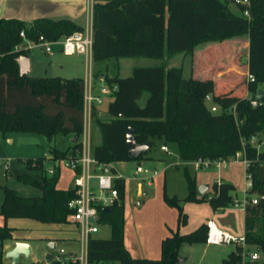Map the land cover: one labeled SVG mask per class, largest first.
Masks as SVG:
<instances>
[{"label": "trees", "instance_id": "obj_1", "mask_svg": "<svg viewBox=\"0 0 264 264\" xmlns=\"http://www.w3.org/2000/svg\"><path fill=\"white\" fill-rule=\"evenodd\" d=\"M235 2V0H234ZM241 12L247 7L237 4ZM251 19L230 9L224 0H94L93 60L112 58L163 59L181 53H193L202 45L216 46L236 38L248 37L249 97L221 94L213 80L187 79L182 67L163 65L138 67L129 77L105 76L107 83L117 89L106 111L97 106L92 111V123L100 132L102 142L93 145V156L101 163L113 164L146 160L129 156L127 132L135 129L140 144L161 140L166 146H176L182 162L199 158L230 159L243 150L250 160L248 173L252 177L250 192L259 201L245 209L247 246H256L264 253V147L258 148L264 135V98L254 107L258 90L264 84V0H251ZM84 28L69 19L41 18L32 24L17 19H0V132H28L52 141L58 135L77 138L66 150L50 148L55 158H66L81 149L84 130L83 78L21 76L18 59L28 55L17 50L25 45L21 37L37 42L41 36L58 41ZM218 49L208 52V61L218 58ZM224 90V89H223ZM213 95L212 103L207 101ZM146 97L144 104L141 103ZM217 107V112L212 108ZM101 114L103 116H101ZM259 138L257 144L251 138ZM26 172L18 174L24 184L39 188L40 196L24 197L15 189L0 185L4 199L0 215L30 219L43 224H67L72 213L68 202L76 197L73 188L61 189V170L49 176L44 157L24 160ZM189 193L186 202H209L218 211L232 206L236 186L222 180L212 185L213 193L200 195L196 175L185 167ZM121 203L110 212L99 209L100 226L111 227L110 239L94 237L88 246L89 264H179L184 244H206V223L195 231L182 234L180 230L162 243L160 259H135L124 242L126 183L116 180ZM165 200L179 210V224H188V215L177 197ZM15 230L7 223L0 225V244L13 239ZM242 247H236L223 264H241ZM67 262H65L66 264ZM68 264H79L68 262Z\"/></svg>", "mask_w": 264, "mask_h": 264}, {"label": "rangeland", "instance_id": "obj_2", "mask_svg": "<svg viewBox=\"0 0 264 264\" xmlns=\"http://www.w3.org/2000/svg\"><path fill=\"white\" fill-rule=\"evenodd\" d=\"M229 4L230 9L237 13L241 12V9L237 6L234 0H224ZM244 14V13H243ZM251 19V17L249 18ZM233 44V43H229ZM209 46L202 45L193 53H181L177 54L170 58H165L162 60L151 59V58H124L116 59L112 58L105 64H98L96 61L92 60L91 64L86 63L84 57L83 61L79 60L78 56L66 58L63 56L62 64L67 66H72L74 64L81 63L82 70L88 72V66H91V73L95 77L96 81V72L99 71L103 75H109L115 77L120 75L121 77H129L132 75L133 68L138 67H153L156 65L163 66H173V67H182L184 69V76L187 79L193 78L196 80H213L221 87L225 86V83L217 81V78L223 79L226 78L236 80L230 85L225 87L229 90V93L232 96L242 97L243 88L247 89L246 80H244V75L242 71L235 73L232 63L228 64V60H221L217 63L218 67L216 71L202 72L198 64L201 60H206L203 54L199 52L205 47ZM40 49H34L31 54L33 60V69L30 73L34 77H56L61 76V64H54L48 62H43V60L38 57ZM30 55V54H29ZM199 62V63H198ZM235 64V62L233 63ZM239 63L235 64L236 66ZM221 65V66H220ZM225 66L230 69H226ZM241 68V67H240ZM213 70V69H212ZM207 71V70H206ZM218 72V73H217ZM72 73H77V70H73ZM64 77H75V76H64ZM207 77V79H205ZM209 77V78H208ZM204 78V79H203ZM84 80L86 78H83ZM216 79V80H215ZM98 87L100 83L98 82ZM233 87V89H232ZM261 89L264 90V84L261 86ZM147 95L143 98L141 103L146 100ZM112 100L111 97H105V103L101 105L103 109L108 107L109 102ZM101 111V110H100ZM101 116H103L101 114ZM99 132L96 127L91 123V136L92 144L97 145L95 140V133ZM264 138V135H263ZM72 144L70 135H58L51 142L48 139L39 134L28 133V132H11L3 133L0 132V185L8 186L15 189V191L24 197H33L40 196L42 191L34 186L27 185L19 181L18 174L26 172V167L24 160L30 157L36 156H46L49 155V150L51 147L56 146L59 149H66ZM163 141L156 140V144L153 146L150 155L155 157L154 160H144L147 162L146 166L151 170H157L162 175V195L165 200L167 195L170 198L177 197L181 200V206L184 207L185 213L188 215V224L186 228L190 231L197 229L206 219L207 213L211 212L215 214L213 208L208 205L206 202L196 203V202H186L184 199L187 197L189 190L187 181L185 178V167H188L192 175H196L199 181L205 180L209 185L210 189L208 194L212 195L213 189L212 185L215 182H221L222 180L231 179L232 183L236 186L235 192H233L234 199H237L241 202H244L246 194L244 193L245 185V168L242 164H231L228 168H223L218 170L216 168L202 169L195 171V166L192 162L184 164L179 156L176 146H170L171 154L162 150ZM169 146V145H168ZM264 146H261V148ZM143 160L141 161V163ZM173 163V164H172ZM175 163H178L177 166ZM139 162L132 160L129 162H122L118 166H115L122 176H124L129 181L128 195L125 199L126 207L142 208L144 203L153 197V192L156 189L159 180L161 177H157L154 184L155 187H149L147 182L143 181V177L139 176L137 179H133L134 171L138 166ZM6 165L9 167L7 170ZM228 175V178H227ZM70 179L67 171H62L59 181L60 187L69 188ZM139 184L143 186V191H149L150 195H138ZM252 195L249 194V197ZM4 199V192L0 190V206ZM167 203V202H166ZM172 207V206H170ZM177 210L178 208L172 207ZM180 215V213H179ZM214 219L219 223V225H229L234 232V236L241 237L244 235V210L243 208H236L230 206L225 209H219L218 213L214 215ZM0 222L4 223V218L0 215ZM10 223V224H9ZM2 224V223H1ZM7 225L16 228V235L24 234L33 237L31 243L34 247V253L29 257H23L18 264H54L56 262V257L60 255V250L64 249L67 253L62 255L61 258H66L69 255V252L75 251L76 254H80V245L77 242L75 237L79 236V232L75 224H43L30 219H19L11 218L7 220ZM112 234L111 227L104 225L100 227V233L97 234V237L103 239H110ZM59 237V238H58ZM63 237V238H61ZM74 237V238H73ZM66 238V239H65ZM72 238V239H70ZM56 239L54 242L56 244V249L51 250L49 247V240ZM9 241H6L0 244V264H13L11 259L6 258L5 245ZM207 245H188L185 244V256L187 261L183 264H213V257L215 254H220V252H228V250H234L236 245H224L220 247L211 246L209 249ZM247 250L249 253H257L260 256V260L256 264H264V253L260 252L256 246H248ZM52 254L53 258L49 259L48 255ZM68 264V262L66 263ZM119 264V263H116Z\"/></svg>", "mask_w": 264, "mask_h": 264}, {"label": "built area", "instance_id": "obj_3", "mask_svg": "<svg viewBox=\"0 0 264 264\" xmlns=\"http://www.w3.org/2000/svg\"><path fill=\"white\" fill-rule=\"evenodd\" d=\"M236 4L247 7L244 15L247 18L251 17L249 7L251 0H235ZM21 37L25 40V45L17 50H32L40 48L45 54H52L55 46H60L61 53L66 56L83 55L86 57V63L91 64L93 60V43L94 33L93 28H87L83 31H76L73 34L63 37L58 41H49L44 36H41L37 42L29 41L26 38L24 32L21 33ZM255 77L251 74L247 75V81L253 82ZM95 83V77L91 73V66H88L87 77L85 80V92H84V130L81 136V149L76 154H69L66 158H55L51 154L44 157V166L49 176L55 175L57 170H69L74 174L72 188L76 191V197L68 202V206L72 213L68 216V221L71 224H75L79 232L78 243L80 245V254H70L66 258H61L67 252L64 249L60 250V255L56 257V261L73 262L79 264L88 263V246L92 238L97 237L100 233L99 224V209H109L116 204L121 203V197L119 190L116 187L117 179H124L125 177L119 174L112 164L101 163L93 156L92 153V136H91V123H92V111L95 106H101L105 103V97L111 96L117 89L116 86L111 87L107 83L105 76H97ZM100 83L99 87L97 83ZM251 104L254 107L261 105L260 100H251ZM213 112H217V107L212 108ZM259 138L253 136L251 138L252 144H257ZM264 146V139L262 144L258 145L260 149ZM247 143L243 142V150L238 152L234 157L230 159H203L199 158L192 163L195 166V170L216 168L221 170L228 168L229 165L242 164L245 168V185L244 193L246 197L244 202L234 199L232 206L236 208H243L245 211L248 205H256L259 199L249 194L253 188V181L251 175L248 173V167L250 166V160L246 155ZM162 150L171 154L168 146H162ZM7 170L9 167L6 165ZM157 170H151L146 165L138 164L134 172V179L139 176L143 177V181L147 182L149 186L153 185L155 178L158 176ZM220 183V182H218ZM208 234L206 244L208 246H224L233 245L236 247H242V262L241 264H256L261 258L257 253H249L247 250V242L245 234L241 237H236L228 232L220 229L214 220H209L207 223Z\"/></svg>", "mask_w": 264, "mask_h": 264}, {"label": "crops", "instance_id": "obj_4", "mask_svg": "<svg viewBox=\"0 0 264 264\" xmlns=\"http://www.w3.org/2000/svg\"><path fill=\"white\" fill-rule=\"evenodd\" d=\"M93 6H94V0H0V19H8V20L17 19V20L24 21L29 25L32 24L35 20L41 19V18H49L53 20L69 19V20L74 21L76 24H78L84 29H87V28L90 29V28H93ZM229 43H233V44H229ZM249 46H250V42H249L248 37L228 40L224 42L223 44H218L216 46H207L199 52V54H203L205 56L206 60H201L200 64L198 65L202 67L201 68L202 72L216 71V68L218 67L217 63H219L221 60H228V64L232 63L234 70H236L235 73H239V71H242V74L244 75V80H246V84H247L248 82L247 75L249 74V68H248ZM35 49H40V48H35ZM212 49H216V50L218 49L219 51L218 58L215 59L214 61H210V60L208 61V52H210V50ZM33 50L34 49L29 50L28 55H27V57L31 59V71L33 69V60L31 57V54L33 55L32 53ZM37 55H39L38 57H40L43 60V62L46 60L45 62L50 61V63L52 64H54V62H56L57 64H61L60 65L61 72H63L62 77L64 76H75L76 78H86L87 77L86 72L82 70L81 63H78L77 65L74 64L72 68L70 67V65L67 66L66 64L61 63L63 56L66 58L78 56L79 57L78 59L82 61H83L82 57H84L86 61V57L83 55L66 56L63 53H61L60 46H55L52 54H49V55L45 54L44 51L40 49L39 54ZM165 58H170V57H165ZM109 60L97 62V63L105 64ZM158 60H162V59H158ZM234 62L235 64L237 63L239 64L236 66L235 64H233ZM165 67L171 68L173 66H165ZM225 68L230 69L231 66L230 68L229 67L227 68L225 66ZM134 69L135 68H133V70ZM73 70H77V73H72ZM30 73L28 75H30ZM101 75L107 76V75H103L99 71L96 72V76H101ZM64 78H74V77H64ZM205 79H207V77H205ZM217 81L221 83H225V86L230 85L229 87H231V84L233 82H236V80L234 81L229 78H226L224 81L221 78H217ZM225 86L221 87V85L216 83L217 91L221 94L229 93V90L231 88L227 89ZM243 89L244 90L242 92V96L245 98L249 97L248 89H245V88ZM145 101L142 104H144ZM107 108L103 109L101 106H98V109L101 111H106ZM70 136H71V141L73 144L75 138L72 135ZM95 140L97 144H100L102 142V137H101L100 132L95 133ZM164 145L165 144H163V146ZM53 147H56V146H53ZM168 147L170 148V146ZM152 148L153 147H151L150 151L145 155L146 160L150 159V160L155 161L156 158L150 155ZM66 149H61V150H66ZM49 154H50V150H49ZM40 157H45V155L30 157V158L35 159V158H40ZM30 158H27V159H30ZM143 162H146V161H143ZM183 163L186 164L185 162ZM113 164H115V166H118L119 164H122V162H117ZM175 164L177 166L179 165L178 163H175ZM115 166L113 165L115 170L117 172H120ZM62 171L68 172L69 179L71 181L70 182L71 186L69 188H72L74 174L66 169L61 170V173ZM159 175L160 173L158 174L157 177L159 178L161 177V180H159L158 185L153 192V195H152L153 197L148 199L143 204L144 206L142 208L126 207V201H125L124 242H125V247L129 251L131 256L135 259H153V260L160 259L162 256V243L166 238L171 237L178 230H180L182 234H188V233L193 232V231H190L188 228H186L187 225L184 227H180L178 211L170 207L164 201V198L162 195V186H161L163 177L162 175L161 176ZM157 177L155 178V180L158 179ZM227 178H228V175H227ZM226 181L233 182L231 181V179H227ZM125 183H126V197H127L128 189H129V181L126 178H125ZM202 184L209 185L205 180L199 181L197 178L198 187ZM149 187H155V185H152ZM60 188L69 189L65 187H60ZM209 189H210V185H209ZM138 190H139L138 191L139 196L141 195L149 196L150 195L149 191L148 192L143 191V186L141 184H139ZM206 203L210 205L209 202H206ZM217 213L218 211H215V214ZM215 214H212L211 212L207 213L206 219L203 220L202 224L207 223L209 220H214L220 229L233 235L234 234L233 229L229 225H226V224L219 225V223L214 219ZM5 223H7V221L4 220V223L0 222V225H4ZM9 227L13 228L15 232L13 235V239L10 240L5 245L6 252L11 250L15 246L16 242H25L31 245L32 251H33L32 254H33L34 247H33V244L31 243V241L33 240V237H30L29 235H24V234H21V235L19 234L17 236L16 228L11 227V226ZM244 234H245V211H244ZM74 239H76L78 242V237H75ZM55 240L56 239H53V240L50 239L49 244L52 242L55 243L54 242ZM198 245H201V244H198ZM202 245H205V244H202ZM206 247L207 249H209L211 246L207 245ZM184 248H185V244L181 247L180 257H184L186 254ZM232 252L233 250H230V251L228 250V252H220V254H215L213 257V264H223V261L227 259ZM70 254H75V251L69 252V255ZM23 257L25 256H21V259ZM185 261H187L186 258H185Z\"/></svg>", "mask_w": 264, "mask_h": 264}, {"label": "water", "instance_id": "obj_5", "mask_svg": "<svg viewBox=\"0 0 264 264\" xmlns=\"http://www.w3.org/2000/svg\"><path fill=\"white\" fill-rule=\"evenodd\" d=\"M19 65H20V74L21 76H26L31 72V59L25 55H22L18 59ZM264 98V90L259 89L258 93L256 95L257 100H261ZM207 101L209 103H212L213 101V95L209 94L207 97ZM77 141V138L74 139V142ZM127 144L129 148V156L132 159H140L145 153L149 152L153 143L147 142L144 144H140L136 139V131L133 128H130L127 132ZM143 165H146V162H142ZM209 190V185L202 184L198 187V192L200 195H204ZM105 212H110L111 209H104ZM49 247L51 250L56 249L55 243H50ZM32 247L28 243L25 242H16L15 246L7 251L6 258L11 259L13 261V264H18L21 260V256H25L26 258H29L32 254ZM49 259L53 258L52 254L48 255ZM185 262V258L180 257L179 258V264H183ZM54 264H62L61 261H56Z\"/></svg>", "mask_w": 264, "mask_h": 264}]
</instances>
